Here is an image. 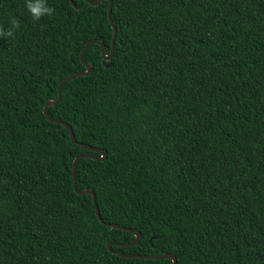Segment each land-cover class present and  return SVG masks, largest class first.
<instances>
[{
    "label": "trees",
    "instance_id": "obj_1",
    "mask_svg": "<svg viewBox=\"0 0 264 264\" xmlns=\"http://www.w3.org/2000/svg\"><path fill=\"white\" fill-rule=\"evenodd\" d=\"M90 1L0 0V264H264V0H112L47 110L73 143L43 108L110 53Z\"/></svg>",
    "mask_w": 264,
    "mask_h": 264
},
{
    "label": "water",
    "instance_id": "obj_2",
    "mask_svg": "<svg viewBox=\"0 0 264 264\" xmlns=\"http://www.w3.org/2000/svg\"><path fill=\"white\" fill-rule=\"evenodd\" d=\"M71 1V4L75 7V8H78L73 0H70ZM102 1L104 0H96V1H90L89 4L92 5V6H97L98 4H100ZM108 1V20H109V23L113 29V36H112V41H111V49H110V53L108 55H106V52H105V46L103 43H101L100 41H96V40H91V41H88L85 45V48L83 50V52L81 53L80 55V60L82 62V64L86 67V70L84 72H79V73H75V74H72L68 77H65L64 79H62L58 85V88H57V99L56 100H49L44 108H43V114L45 116V118L47 120H49L50 122H53V123H59V124H62L64 125L68 132H69V136H70V139L73 143L76 142L75 140V137H74V133L71 129V127L69 125H67L66 123L60 121V120H56V119H52L49 117L48 115V107L52 106V105H56L59 103V101L61 100V89H62V86L65 82L77 77V76H88L91 71H92V68L89 64H87L85 61H84V54L85 52L87 51L88 49V46L92 43H96V44H99L100 45V49H101V54L103 56V59L104 61L106 62L105 64V67L106 68H109L111 65L110 63H108L112 57H113V51H114V44H115V39H116V35H117V31H116V27L112 24V20H111V10H112V0H106ZM84 148H86L87 150L91 151V152H97L100 154V157H95L93 155H90V154H83V155H80L78 157H76L73 161V168H72V173H73V189L75 191L76 194L78 195H86V194H89L91 195L92 197V201H93V204H94V207H95V213H96V216L98 217V219H100V215H99V210H98V207H97V203H96V195L93 191L87 189V190H78L77 188V184H76V167H77V163L80 159H84V158H91V159H96V160H104L105 157H106V152L103 151V150H100V149H97V148H91V147H87L85 145H82ZM106 226H110L111 228H115V229H121V230H127V231H131L134 233L135 235V240L130 243V244H137L140 239H141V235L139 232L137 231H133L131 229H128V228H124V227H120L116 224H105ZM128 244H115V243H108L107 244V249L108 251H110L111 253L117 255V256H120V257H125V258H131V257H134V256H131V255H125V254H122L121 252H117V251H113L112 250V247L113 246H127ZM139 257V256H137ZM139 258H142V259H153V260H160V259H170L172 261V264H177V260L176 258L173 256V255H170V254H163V255H151V256H140Z\"/></svg>",
    "mask_w": 264,
    "mask_h": 264
},
{
    "label": "clouds",
    "instance_id": "obj_3",
    "mask_svg": "<svg viewBox=\"0 0 264 264\" xmlns=\"http://www.w3.org/2000/svg\"><path fill=\"white\" fill-rule=\"evenodd\" d=\"M24 8L34 23L40 21L42 17L53 16L55 13V9L48 6L47 0H25ZM9 23L10 27L7 29L0 27V39L15 37L16 31L20 28V21L14 16Z\"/></svg>",
    "mask_w": 264,
    "mask_h": 264
}]
</instances>
